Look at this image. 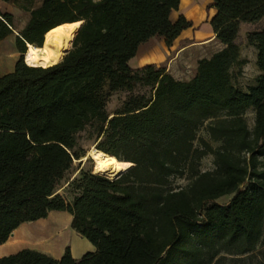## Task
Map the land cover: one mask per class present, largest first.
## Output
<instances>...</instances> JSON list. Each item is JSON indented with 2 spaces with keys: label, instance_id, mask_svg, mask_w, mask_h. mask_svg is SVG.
I'll list each match as a JSON object with an SVG mask.
<instances>
[{
  "label": "trees",
  "instance_id": "trees-1",
  "mask_svg": "<svg viewBox=\"0 0 264 264\" xmlns=\"http://www.w3.org/2000/svg\"><path fill=\"white\" fill-rule=\"evenodd\" d=\"M28 3L19 53L26 43L41 48L56 29L70 32L73 45L55 66L21 59L0 75V246L20 226L64 211L95 251L75 259L68 248L56 259L24 248L0 264H264V28L246 37L260 75L246 90L233 75L247 63L241 25L264 19V0H212L222 49L200 60L190 80L130 65L150 39L171 47L192 27L183 15L171 19L181 0ZM14 31V14L0 11V43ZM117 93L128 97L110 115ZM88 129L117 166L108 175L81 171L67 183L68 200L59 187L86 156L78 137ZM209 156L214 168L203 171Z\"/></svg>",
  "mask_w": 264,
  "mask_h": 264
},
{
  "label": "rangeland",
  "instance_id": "rangeland-1",
  "mask_svg": "<svg viewBox=\"0 0 264 264\" xmlns=\"http://www.w3.org/2000/svg\"><path fill=\"white\" fill-rule=\"evenodd\" d=\"M182 7L180 11L174 13L173 18H178L182 12L185 13L186 18L189 20L198 22L203 17V12L200 7L202 0H181ZM196 1V2H195ZM29 0H13V2L8 3L2 7V11H9L15 16L16 32L19 34L26 26L29 20V14L22 10V6L29 5ZM32 6L37 7L39 5V0H31ZM212 2H207L205 4L204 13L205 18L198 25H195V28L192 29V33L195 34V31H198L205 23H207L212 15L211 9H208V6ZM200 4V5H199ZM181 6V4H180ZM184 8V9H183ZM188 8V9H187ZM187 9V10H186ZM192 15V16H191ZM80 27V26H79ZM264 28V21L258 24H242L241 31L239 34L238 44L241 45L243 49L244 58H247V63L243 67H235L233 70L234 82L242 90H246L248 86L252 85L255 81L257 69L253 63V51L246 45V37L250 31L254 29ZM253 29V30H251ZM17 35L14 33V36L8 38L4 43L0 45V75L10 73L15 68V63L17 58L20 61L22 56L21 53L18 55L16 51H19L20 45L17 41ZM189 41L185 40L181 45L187 44ZM72 48V47H71ZM220 44L215 41L208 45H197L187 50L184 55L180 56L179 60L175 65V71L172 68L171 72H174V75L178 79L188 80L192 79L195 75L198 62L201 58H209L215 52L219 51ZM161 66H169L170 59ZM256 64V58H255ZM26 65V64H25ZM146 90H140V92H145ZM128 97L126 93H117L114 94L108 107V113L114 115L121 107L125 99ZM247 122L250 129L254 126V113L252 110L247 113ZM199 135L201 137L207 138L208 135L206 130H202ZM79 148L83 150L86 154L85 157L94 149H97L98 140L92 134L91 130H87L81 133L78 137ZM217 146V144H214ZM83 157L80 160H75L73 162V168L67 175L65 181L62 182L59 187V193L64 195L68 200L71 196L66 191L67 183L73 180L81 171L88 172L93 171V162L91 160L83 161ZM117 166V165H116ZM115 166V168H116ZM114 168V169H115ZM213 157L209 156L203 160L202 170L210 171L213 170ZM113 169V170H114ZM112 170V171H113ZM94 172V171H93ZM111 173V172H110ZM109 173V174H110ZM104 174V173H102ZM108 175V174H105ZM118 176L114 177L116 179ZM177 186H185L187 182L182 179L176 180L175 183ZM234 195L226 196L218 200L220 204L228 203ZM19 236L12 239L11 242H15L17 250L24 248H32L39 251H42L53 258L59 259L63 256L65 251L70 248L72 255L78 259L82 258L89 252L95 251V247L85 238L80 236L75 230L71 228V216L64 211H54L48 218L42 219L33 223H26L21 226ZM11 254L15 252H10ZM10 254V255H11Z\"/></svg>",
  "mask_w": 264,
  "mask_h": 264
},
{
  "label": "crops",
  "instance_id": "crops-1",
  "mask_svg": "<svg viewBox=\"0 0 264 264\" xmlns=\"http://www.w3.org/2000/svg\"><path fill=\"white\" fill-rule=\"evenodd\" d=\"M202 1L203 2L201 3V5L199 4L201 9H202V12H203V17L201 18L200 21L195 22V21L189 20L187 18L192 23V27L190 29L184 31L181 34V36L173 43V45L171 47L167 46L166 40L163 37H154V38L150 39L148 42L142 44L138 49L137 55L133 59H131V61H130L131 67L134 69H138V68L144 67V66L149 65V64H154V65L161 67V65L164 64L165 61H167L173 53V57H172V59H170L169 66L168 67L164 66V67H166L167 73L171 74L175 79L182 80V79H178L177 76L174 75V72H171L172 68L175 71V65H176L177 61L179 60L180 56L184 55V53L187 50H189L193 47H197V45L205 46V45H208L210 43L215 42V33H214V30H213L210 22H211V19L217 13L216 9H211L210 11L212 12V15L210 16L209 21L207 23H205L198 31H195V34L192 33V29L195 28V25L196 24L199 25L203 21V19L206 17L205 13H204L205 4L207 2H212V0H202ZM7 4L8 3L0 1V11L1 12H4V11H2L3 10L2 7H4ZM178 11H180V7H179ZM178 11H174L171 14L172 21H177L181 15L186 17L185 13L182 12V14L178 18H173L174 13H176ZM5 12H9V11H5ZM263 21H264V19L261 22H263ZM251 30H253V29H251ZM250 32H252V31H250ZM14 33L17 36L19 35L16 31H14ZM12 36H14V35L7 37L1 43H4L8 38H10ZM185 40L189 41V43L181 45L183 43V41H185ZM1 43H0V45H1ZM246 45L248 46L247 43H246ZM248 47L250 49H252V51H253V63L257 69V73H256V77H255V79H256L260 75V72L257 68V51L254 47H250V46H248ZM220 49H222L221 44H220ZM240 49H241V52H240L241 59L247 61V58H244L243 49H242L241 45H240ZM16 52H17L16 54H18V55L20 54L19 51H16ZM255 58H256V64H255ZM18 59L19 58H17V60H16L15 66L19 62ZM202 59H204V58H201L200 60H202ZM188 80H190V79H188ZM21 229H22V227L20 226L13 233L10 241L8 243L0 246V258L9 256L11 254L10 252L16 253V252L20 251V249L17 250V246H15V244H14L15 242H11V240L19 236ZM73 257L75 259H78L75 256H73Z\"/></svg>",
  "mask_w": 264,
  "mask_h": 264
},
{
  "label": "bare ground",
  "instance_id": "bare-ground-1",
  "mask_svg": "<svg viewBox=\"0 0 264 264\" xmlns=\"http://www.w3.org/2000/svg\"><path fill=\"white\" fill-rule=\"evenodd\" d=\"M180 7H182V1ZM81 26L82 23L80 24ZM71 47L72 35L70 32L61 29L53 30L46 34L44 47L37 48L28 44L27 53L25 54V64L28 67L44 69L55 66L64 59L65 54ZM88 160L93 162V171L100 174H109L117 165V159L115 157L105 154L98 149L92 150L83 159V161Z\"/></svg>",
  "mask_w": 264,
  "mask_h": 264
},
{
  "label": "water",
  "instance_id": "water-1",
  "mask_svg": "<svg viewBox=\"0 0 264 264\" xmlns=\"http://www.w3.org/2000/svg\"><path fill=\"white\" fill-rule=\"evenodd\" d=\"M83 24H84V22L82 23V26H83ZM59 26H60V25H59ZM82 26H81V27H82ZM80 29H81V28H80ZM51 30H52V29H51ZM48 32H49V31H48ZM48 32H47V33H48ZM47 33H46V34H47ZM46 34L44 35V38H43V41H42L40 47H44V45H45V43H46ZM75 37H76V36H75ZM74 40H75V39H74ZM73 43H74V42H73ZM72 45H73V44H72ZM27 47H28V43H26V48H27ZM70 50H71V49H70ZM70 50H69V51H70ZM69 51H67V53H68ZM67 53H66V54H67ZM66 54H65V56H66ZM21 56H22L21 59L25 62V53H22ZM65 56H64V57H65ZM132 164H133V163H132ZM133 166H134V164H133Z\"/></svg>",
  "mask_w": 264,
  "mask_h": 264
}]
</instances>
